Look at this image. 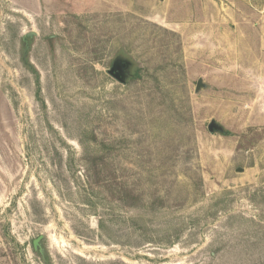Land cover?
Instances as JSON below:
<instances>
[{"label":"rangeland","instance_id":"rangeland-1","mask_svg":"<svg viewBox=\"0 0 264 264\" xmlns=\"http://www.w3.org/2000/svg\"><path fill=\"white\" fill-rule=\"evenodd\" d=\"M0 264H264V0H0Z\"/></svg>","mask_w":264,"mask_h":264},{"label":"water","instance_id":"water-1","mask_svg":"<svg viewBox=\"0 0 264 264\" xmlns=\"http://www.w3.org/2000/svg\"><path fill=\"white\" fill-rule=\"evenodd\" d=\"M30 35H33V32L32 33H29L27 35V37L30 36ZM27 37H24V41L25 42H27L26 41V38ZM110 73L113 74L115 77L119 78L118 75L116 73H114V68H112L110 70ZM203 86H205L203 80L202 79H199L198 84H197V90H200ZM209 130L211 132H215V131H218V132H221V133H224L225 132L224 129H223V127L220 126V125H218L215 121L210 122V124H209ZM40 239H41V237L37 238L34 241V247H35V249H39L40 252L42 253L43 252V248L39 246V240Z\"/></svg>","mask_w":264,"mask_h":264}]
</instances>
